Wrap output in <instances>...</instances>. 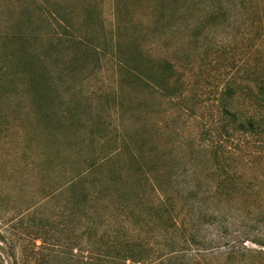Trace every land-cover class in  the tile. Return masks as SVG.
<instances>
[{
	"label": "rangeland",
	"instance_id": "1",
	"mask_svg": "<svg viewBox=\"0 0 264 264\" xmlns=\"http://www.w3.org/2000/svg\"><path fill=\"white\" fill-rule=\"evenodd\" d=\"M263 93L264 0H0V264H264Z\"/></svg>",
	"mask_w": 264,
	"mask_h": 264
},
{
	"label": "trees",
	"instance_id": "2",
	"mask_svg": "<svg viewBox=\"0 0 264 264\" xmlns=\"http://www.w3.org/2000/svg\"><path fill=\"white\" fill-rule=\"evenodd\" d=\"M15 37L18 39H22L24 38V35L22 33H18L15 35ZM263 99H264V96H263ZM228 127H230V129L233 128L241 132L244 131V132L251 133L253 136L262 135L264 134V117L256 118L252 116L249 118L239 119L236 114H233V116H231V122L229 121V124L225 126L226 129H228ZM218 155H219V152L217 151L214 158L216 160L215 164L217 166V170L218 172H220V170L224 169V165H222L221 162H219ZM101 162H104V161H101ZM99 166H100V163H95L91 165V167L86 171V173L88 172L90 173L92 170L97 169ZM84 176H86L85 172L78 174V176L76 177L72 176V178L68 179L59 188L55 189L54 191H51L50 189L46 191L44 194H47L46 197L48 198L61 196L67 193L68 191H71V189L75 187V183L81 180L83 181L85 178ZM73 200L77 202V197L75 196ZM31 209L32 207H29L27 212H30ZM49 224L50 222H46L45 228H47ZM56 245H57L56 243L47 244L48 248L54 247ZM102 249L106 250L105 255H107V257L109 258L112 264H121V262L124 263V261H130L133 264L143 263V262H146L147 260H150L151 258L149 255V252L146 253L148 249H146V246L143 244H140V245L138 244L133 247H118L114 245H100V249H98V251L102 252ZM101 261H98V262H101ZM0 262H1V257H0ZM15 263L18 264L16 257H15Z\"/></svg>",
	"mask_w": 264,
	"mask_h": 264
}]
</instances>
